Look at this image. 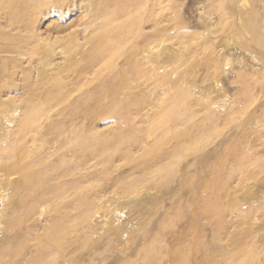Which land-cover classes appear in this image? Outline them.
<instances>
[{"label":"rangeland","instance_id":"374dc122","mask_svg":"<svg viewBox=\"0 0 264 264\" xmlns=\"http://www.w3.org/2000/svg\"><path fill=\"white\" fill-rule=\"evenodd\" d=\"M0 264H264V0H0Z\"/></svg>","mask_w":264,"mask_h":264},{"label":"bare ground","instance_id":"6f19581e","mask_svg":"<svg viewBox=\"0 0 264 264\" xmlns=\"http://www.w3.org/2000/svg\"><path fill=\"white\" fill-rule=\"evenodd\" d=\"M134 26H136V25H134ZM134 28H136V27H134ZM128 32H130V33L133 32V28L131 27V23L126 22V25L118 26L115 29L106 28L98 36L93 35L90 38V42L94 46V50L92 53H90V55L84 61V66L87 65V67H88L89 64H94V66H95L97 64L98 60L101 59V61H102L105 59L106 63L103 66H98V67H100L99 68V74L103 75L108 69H110L112 67L113 60L118 56V52L120 53V51L122 50L121 49V47H122L121 40L127 35ZM127 37H128V35L126 36V38ZM130 54H132V53H130ZM131 57L132 56H130L128 58H131ZM128 64H129V62H128ZM85 68H83V69H85ZM129 68H130V65H129ZM142 71H143V69H142ZM142 71L138 66H134L129 73L123 74L121 76V85L119 87L120 91H122V92L128 91L130 88V82L142 77V75H143ZM144 76H146V75H144ZM112 93H114V91ZM57 97L59 98V95ZM33 110H34V108H31V107L28 109V111H33ZM158 114L160 117V121L163 124L170 122L169 121V106H164V107L161 106L159 108ZM31 116H32V112H30V113L28 112V114L26 115V118H25V122H24L26 125L25 124L22 125L23 130L27 128L26 126L29 124V122L32 119ZM20 131H19V133H20ZM165 138L166 139L170 138V135L165 136ZM121 140L123 141V138H120V140H119L120 143H122ZM5 154H9L12 158L9 170L11 172L17 173V175L19 177L18 183L16 184V190H18L20 192V196L17 195L16 198H14V201L24 203L27 201L29 194H32L35 192L38 193L40 191L41 186H42L41 183L43 181V175L41 176L40 173H36V172H35L36 175H34L33 167L30 166V163H28L30 160V155L27 152H19V153H14V154H12L11 152H6ZM52 232L54 233V238L57 241V244L60 247H62L66 243L64 241V236L66 234L65 228L57 226V227H54L52 229ZM40 247H41V250L43 251L46 248V245L42 244V245H40ZM43 254H44V252H43Z\"/></svg>","mask_w":264,"mask_h":264}]
</instances>
